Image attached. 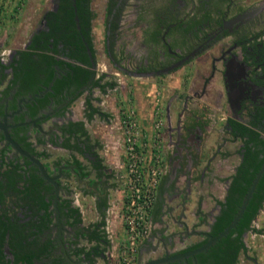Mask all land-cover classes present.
Here are the masks:
<instances>
[{"label": "flooded vegetation", "instance_id": "af4514ba", "mask_svg": "<svg viewBox=\"0 0 264 264\" xmlns=\"http://www.w3.org/2000/svg\"><path fill=\"white\" fill-rule=\"evenodd\" d=\"M50 1L51 5L43 11L34 31L42 28L48 30L51 23L54 32H62L60 28L58 29V25L63 24V19L67 17L66 10L69 9L73 14V28L69 29L72 31L70 38L73 41L77 38L82 41L91 62V68L96 69V77L101 74L104 77L109 75L110 70L99 72L96 68L97 52L93 44L92 32L95 11L92 0L90 4L87 0ZM125 2L126 0H117L108 18L113 19L116 7L123 8ZM108 3L109 0H106V17ZM135 4L136 17L139 21L137 22V39L132 47L135 51L133 54L137 57L136 61H132L130 65L128 60L124 65L115 57L110 46L109 22L105 25L104 54L117 70L134 76L158 78L178 70L180 72L181 69L180 80L163 98L161 124L163 163L157 188V196L161 203L158 212L162 217H171L176 213V218L186 220L188 213L185 203L193 198L192 200H196L195 203L199 207L197 206L196 210L194 207L190 212L196 219L202 221L206 228L198 229L194 226L186 232L198 236L197 240L205 236L209 238L210 224L220 208L217 189L225 183L228 186L230 181L228 176H221L219 171L229 170V176L235 172L244 150L243 139L248 136L247 134L241 136V130L247 126L249 130L257 132L258 137L264 141V0H138ZM91 12L93 17L90 16ZM72 48L74 51L77 49L75 44ZM88 49L91 50V54L88 53ZM138 52L142 54L139 55ZM58 71L59 68H56L55 73ZM52 79L49 82L50 86L54 80ZM109 81L112 80L109 79ZM49 84L36 93H28L15 100L14 89H12L10 93L0 98V120L8 123L9 133L18 126H26L25 132L29 135L35 149L46 153L45 156L35 155L43 163L49 162L50 174L59 175L60 193L69 188L70 195H74V198L71 197L74 204L76 196L71 186L77 185V181L72 175H68L67 171L74 170L77 174L74 169L76 164L73 163L75 158L86 165L84 170H89L85 178L77 174L78 182L86 183L90 179L89 175L93 174L96 175L99 184L102 183L104 187V184L108 182L110 184L111 178H117L115 170H107L110 164L104 162L98 152V148L103 146L100 138L103 137L104 132L99 136L96 130L91 132L88 126V123L91 126L95 125L94 121L99 119L100 122H107L109 114L94 104L90 98L91 103L97 107V111L93 112L91 117L85 115V110L82 111L81 117H75V113L70 115L68 108L76 97L68 105H66L67 100L58 105L50 102L45 108H40L35 117L30 116L27 103L37 96H42L50 88ZM114 86L115 84L112 87ZM83 87L85 86L79 87L78 90ZM93 88H84V91L89 92ZM97 88L102 90L100 87ZM88 96L90 94L86 97ZM83 102L85 108V99ZM63 105L65 108L60 110ZM87 112L89 114V110ZM54 116L56 118L46 135H39L40 124ZM78 120L84 121L88 135L80 137L73 135L68 142L77 141V144L81 146L79 151L63 145L68 133L61 128L68 122ZM0 132H2L1 129ZM46 142L58 149L56 156L48 153L44 148L37 147ZM229 145L234 146L232 148ZM2 148H4L5 162L14 158V163L18 161L20 170L26 168L24 156L17 153L4 138L0 140V154ZM61 151L67 156L62 157L63 154L59 153ZM30 164L35 165L31 161ZM99 173L100 177H98ZM62 186L67 188L62 190ZM205 186L215 195L212 197L214 206L208 213L202 210L207 205V200L203 199L202 194H199L198 198L191 197L194 196L191 194L187 200L185 195L193 192L203 193L201 190ZM215 208L218 209L214 214ZM17 213L22 216V212ZM204 215L208 217L205 218ZM166 224L167 222H164V225ZM55 226L54 224L53 228ZM246 232L242 235L246 249L241 252L234 264H240V262L259 264L256 257L250 254ZM66 233L65 230L64 234ZM60 249L62 248L58 243L54 251ZM178 252L182 251L175 253ZM3 253L5 262L3 264H12L13 258L11 259L4 250ZM196 253L176 259L182 264H207L199 262ZM163 255L164 253H161L158 256ZM171 260L154 264L164 262L169 264Z\"/></svg>", "mask_w": 264, "mask_h": 264}, {"label": "trees", "instance_id": "16d2710c", "mask_svg": "<svg viewBox=\"0 0 264 264\" xmlns=\"http://www.w3.org/2000/svg\"><path fill=\"white\" fill-rule=\"evenodd\" d=\"M116 1L109 0L108 3L106 23H110L111 33L117 29L122 13V7L117 6L114 18H108ZM87 2L90 4V0ZM66 13L67 17L63 19V24L58 25V29L60 28L62 32H54L53 25L49 23L48 30L42 28L39 31H34L26 46L15 50L9 63L5 64L0 60V86L3 84L0 89V98L14 89V100L26 96L28 93H36L46 87L55 74L56 68H59L50 88L42 96H37L27 103L28 113L32 117H35L40 108H45L50 102L58 105L67 100L66 105H68L84 91V88L100 87L105 90L115 83L109 80L102 81L104 77L102 74L96 77V69L91 68V62L82 41L78 38L73 41L70 38L72 31L69 29L73 28V14L69 9L66 10ZM90 16L93 17V12ZM74 44L77 47V51L75 50L77 53L72 48ZM77 54H81V56L78 57ZM82 86L85 87L78 90ZM85 105V115L91 117L93 112L97 111V107L91 103L89 96L85 98ZM63 108L65 105L60 110ZM61 128L68 133L63 145L76 148L79 151L81 146L77 144V141L74 143L68 141L73 135L74 137L88 135L84 121L68 122ZM25 131L26 126H18L10 131V135L23 148L38 156L42 154L45 156V152H38L35 149ZM252 132L253 130H249L247 126L241 130V136L248 135L243 139L242 158L235 172L228 176L230 181L223 198L218 200L220 208L209 229L212 236H216L231 223L256 172L264 163V141L258 137L257 132H253L254 134ZM3 138V133L0 132V140ZM3 153L4 148L1 149L0 154V264L5 263L3 244L6 234H8V245L13 254L12 264H73L62 249L54 251L58 246V240L56 226L53 228L55 213L51 206L52 184L45 182L37 172V167L30 164L29 159L24 157L27 166L24 170H20L18 161L14 163L13 158L9 162H5ZM73 163L76 164L74 169L80 177L89 173V170H84L86 165L81 163L78 158H75ZM44 164L48 172L51 173L49 162L44 161ZM98 177H100V173ZM112 184H116V182ZM64 188L67 187H61L62 190ZM65 190L69 192V188ZM105 200L106 195L104 194L100 204L106 205ZM263 201L264 169L236 224L225 235L210 243L207 248L198 251L196 253L198 261L207 264H234L241 252L246 249L242 235L251 228L253 220L263 206ZM159 207H161V203ZM58 208L63 225L75 227L72 233L63 234V243L66 245L65 251L68 256L77 264H85V262L94 264L95 258L104 252V247L101 244L106 240L102 227L105 224L104 220L101 218L87 225L79 226L82 222L79 207L73 204L71 197L61 193L58 199ZM17 212H22V216ZM81 238H85L91 244L81 242ZM207 238L205 236L178 251L196 248L204 244ZM169 264H182V262L174 259Z\"/></svg>", "mask_w": 264, "mask_h": 264}, {"label": "rangeland", "instance_id": "374dc122", "mask_svg": "<svg viewBox=\"0 0 264 264\" xmlns=\"http://www.w3.org/2000/svg\"><path fill=\"white\" fill-rule=\"evenodd\" d=\"M16 2L17 0H0V22L2 26L0 31V56H3L4 61H8L9 55L11 53L13 54L16 49L26 46L31 33L38 26L43 11L46 7L51 5L50 0H19L17 4H19L20 9L15 11L11 8ZM137 2L138 0H126L122 8L120 23H118L119 27L114 33L110 34L111 49L115 57L122 61L124 65L128 60L131 65L132 61H136L137 59L133 54L135 51L132 47L138 35L137 22L139 20H137L136 17L137 9L135 4ZM105 3L106 0H92V6L95 11V18L92 22L93 44L97 52V71L102 72L103 70H110V74L103 77L102 81L110 79L115 82V86L112 88L107 87L105 90H99L97 87H94L93 90H89V92L83 91L70 104L68 112L70 115L75 113V117L83 116V101L86 96L90 94L89 98H91V101L109 114L107 122H100L99 119L94 121L95 125L91 126L88 123V126L91 132L96 130L99 136L104 132L103 137L100 138L103 146L98 148V152L101 154L104 162L110 164L107 170H115L117 178L113 177L111 181H118V186H120L121 189L120 192H124L125 195L126 187L121 183L120 174H126L129 153L127 152V142L125 141L122 120L126 115L134 114L133 117L141 132L140 138L137 139L139 144L138 147L145 156V160L141 159L139 162H145L143 163V168H146L149 164L153 163V158H149L150 153L153 157L154 153L160 150L162 156L163 139L155 135V124L157 121L163 122V98L165 94L167 95L171 92L170 85H174L180 80L179 75H181V69L180 72L178 70L177 72L169 73L166 76L158 78L154 76H134L117 70L104 54L103 50L106 29ZM138 54L140 55L142 53L138 52ZM233 146L234 145L231 147L233 148ZM37 147L44 148L48 153L53 154V156L57 155L58 149L49 142L42 145L40 144ZM59 153L63 154L61 155L62 157L67 156V154L62 153V151ZM72 184H74V182ZM74 186L75 185H72L71 188L74 189ZM201 191L203 193H186V200L190 198L188 196L191 194H194V196H191L194 198H198L199 194H202L203 199L207 200V205L202 208V210L208 213L210 208L214 206L212 197H215V195L212 194L210 188L206 186L203 187ZM215 191L217 192V190ZM64 194L65 196L74 198V195H70L69 192H64ZM192 199L190 198V201L187 200L185 203L187 206L186 212L188 213V216L185 217L186 222L191 229L194 226L198 229L206 227L202 221L198 218L196 219L195 216L191 214L190 211L193 210L194 207L195 210L197 206L199 207V205L195 203L196 200L194 201ZM204 217L207 218L208 215H204ZM162 218V221H164L159 226L163 228L164 222H170V217L163 216ZM65 227L67 231V226ZM182 233L184 234L185 232ZM151 238L152 237L149 235V237L145 238V242H151ZM196 238L198 239L199 237ZM246 238L248 243H250V237L248 239L246 236ZM179 240H182V238H179ZM185 241H187V238H185L183 242H179V244H185ZM160 252L161 251L152 252L148 245L142 248L140 247L137 249L136 264H142L145 258L150 255L159 254ZM85 264L88 263L85 262ZM113 264H115V262ZM240 264L245 263L240 262Z\"/></svg>", "mask_w": 264, "mask_h": 264}, {"label": "crops", "instance_id": "0c3cea01", "mask_svg": "<svg viewBox=\"0 0 264 264\" xmlns=\"http://www.w3.org/2000/svg\"><path fill=\"white\" fill-rule=\"evenodd\" d=\"M18 2L19 0H17V2L14 4L15 7L13 6L11 9H14L15 11L20 9L19 4H17ZM2 86L3 85H1L0 88ZM170 87L173 89V84H171ZM55 118L56 116L48 118L40 124L41 128L39 135H46L48 128L51 126L50 122L53 123ZM67 174L72 175L73 179L77 181V185H75L76 187L74 188V194L76 196L74 204L77 205L81 211L82 222L79 224V226L87 225L94 221L100 220L101 218L105 222L102 227L105 231L106 240L102 241L101 243L104 247V252L101 256L95 258L94 264H113L114 262L116 264L119 252V244L125 235L124 225L121 220V206L124 199V192H120L121 189L117 182L116 184H112L115 181H111L110 184L109 182H106L107 184H104L106 185V188L103 187L102 183L99 184V180L97 179L96 175L93 174L89 175L90 179L87 180L86 183L78 182L79 176L74 172V170L69 169ZM219 174L221 176H229V170L219 171ZM219 187L220 188L217 189L219 191L217 195L218 198L222 199L227 184L225 183L224 186L221 185ZM64 192L65 191H61V194L65 196ZM104 194L106 195V205L100 204L101 197L104 196ZM170 202L172 203V201ZM159 204L160 201L157 196L150 212L151 220L154 222V226L150 233L152 241L145 242V238L141 239L137 244V249L151 245L152 247L150 246V248L152 252L161 251L159 254H165L166 252L173 254L179 249L184 248L188 244L197 240L196 237L198 236L186 232L191 229V227L189 228V225L187 224L186 220H183V218H176V213L175 215H171L170 222L166 224L167 226L163 225V228L162 226L160 227L159 225L162 224L163 221L162 216L159 215L158 212ZM217 209L218 208H215L214 214L217 212ZM253 226L256 230L255 233L246 234L248 239L250 237V243H248L250 246V254H253L256 257L259 264H264V201L262 208L253 221ZM74 229L75 227L71 228L67 226V234L72 233ZM184 231L186 232L185 235L182 233ZM179 238H182V240H179ZM185 238H187L185 244H179V242H183ZM81 240L85 244H91V242L86 241L85 238H81ZM159 254L150 255L145 258L144 261L149 258L157 257Z\"/></svg>", "mask_w": 264, "mask_h": 264}, {"label": "built area", "instance_id": "2783aa9c", "mask_svg": "<svg viewBox=\"0 0 264 264\" xmlns=\"http://www.w3.org/2000/svg\"><path fill=\"white\" fill-rule=\"evenodd\" d=\"M1 28L0 22V31ZM13 54L9 55V60H11ZM0 60L5 64L9 63V61L3 60V56H0ZM133 115L128 114L122 120L129 159L126 174H120L121 183L126 187L121 206V220L125 235L119 244L116 264H136L137 244L151 233L154 222L151 220L150 212L156 199L162 168L163 158L160 150L154 153L153 157L151 153L149 154V158H153V163L146 168H143L145 162H139L141 159L145 160V156L138 147L137 139L140 138L141 132ZM161 124V121H157L155 124V135L160 138ZM255 231L252 222L251 228L247 230L246 234H254Z\"/></svg>", "mask_w": 264, "mask_h": 264}, {"label": "water", "instance_id": "95a60500", "mask_svg": "<svg viewBox=\"0 0 264 264\" xmlns=\"http://www.w3.org/2000/svg\"><path fill=\"white\" fill-rule=\"evenodd\" d=\"M88 53L91 54L90 49H88ZM55 75H56V73H55ZM55 75L53 76V79H54ZM49 86H50V84H49ZM0 129L3 132V136H4V139L6 140V142L8 144L12 145L17 153L28 158L31 161V163H34L37 167V172L44 178L45 182L52 184V186H53V191H52L53 197H52L51 206H52L54 213H55V225L57 227L56 236H57V240L59 243V247L62 248L65 256L73 264H77L74 260L70 259L67 252L65 251V244L63 243V232L66 230V228L60 219V212H59V208H58V199H59V195H60V184L58 181L59 175L50 174L47 171L43 161L38 156L31 153L29 150L23 148L15 139H13L11 137L9 130H8V123L5 120H0ZM263 169H264V163H262L259 170L256 172V175L253 178L247 192L245 193L243 201H242L238 211L236 212L235 216L233 217L231 223L228 224L227 226H225L224 229L221 230L216 236L209 235V238L207 239V241L203 245H201L195 249L182 251V252H178V253H173V254H171V253L169 254L166 252L163 256H157V257L149 258L146 261H144L142 264H154V263L168 261L171 259H176V258H180V257L186 256V255L194 254V253L206 248L210 243L217 240L221 236L225 235L229 231V229L232 228L236 224L238 218L242 214V212H243V210H244V208L248 202V199H249V197H250V195H251V193H252V191L256 185V182H257V180H258ZM3 248H4V252L12 259L13 254L11 253L9 245H8V234H6V236H5Z\"/></svg>", "mask_w": 264, "mask_h": 264}]
</instances>
